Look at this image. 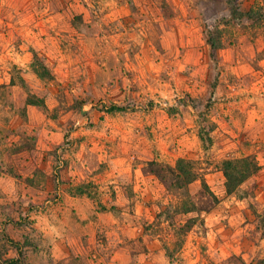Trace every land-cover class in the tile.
<instances>
[{
    "label": "rangeland",
    "instance_id": "374dc122",
    "mask_svg": "<svg viewBox=\"0 0 264 264\" xmlns=\"http://www.w3.org/2000/svg\"><path fill=\"white\" fill-rule=\"evenodd\" d=\"M229 1L0 0V164L18 170L0 172V234L17 264L62 237L79 264L108 245L139 264H264V22ZM246 155L259 170L228 194L222 164Z\"/></svg>",
    "mask_w": 264,
    "mask_h": 264
},
{
    "label": "crops",
    "instance_id": "0c3cea01",
    "mask_svg": "<svg viewBox=\"0 0 264 264\" xmlns=\"http://www.w3.org/2000/svg\"><path fill=\"white\" fill-rule=\"evenodd\" d=\"M11 156V155H8V157ZM0 161H3V158L0 159ZM6 163L3 162L0 164V172L1 171H5L3 174H7V178H11L13 179L15 182V177H12L14 176L15 174L18 175V170L17 168L10 164L9 161L7 159H5ZM2 166H5V167H2ZM2 168V169H1ZM15 175V176H17ZM21 175H23L21 173ZM24 177V175H23ZM1 178H6V177H1L0 176V183H1ZM17 178L16 177V182H17ZM19 179V178H18ZM5 195L7 196V191L5 188H1L0 187V197L3 196V199L5 198ZM9 196V195H8ZM9 198V197H7ZM17 199V198H15ZM74 203H75V206H76V210H77V213L79 216L81 217H87V213L89 214V212L91 211V202L86 199V198H74L73 199ZM4 210V209H2ZM13 210H9L7 211V215L4 217L5 215V212L4 214H1L0 215V220H1V224L2 225H6L7 222H9V219L7 218V216H11L14 214L11 213ZM87 212V213H86ZM100 217L102 216L101 214L99 215ZM67 219H69V214L66 215ZM67 225H69L68 223H66V227ZM69 228L73 231L77 230L79 232H81L80 234H90L91 231H92V228L91 226H89V224H86L85 226H80L79 228H73L71 226V224L69 225ZM13 231L14 233V236H12L14 238V240H18V235L19 233H17V239H16V229L15 228H11V226H6V229L5 231L8 232V231ZM63 234V233H61ZM122 240V239H121ZM61 241L64 242V245L60 247V243ZM65 242H68L64 237H62L61 240H59V244L57 245V247L54 248L55 244L52 246V248H48L50 249L51 253L48 254V255H44V251L42 252L41 248H39V252H37V254L35 255V257L32 259H28V262L29 264H75L77 262V264H79V259H73L72 257L76 256L77 254H81V252H84V248L83 246H80V245H73L72 244H69L67 243L65 245ZM1 244H5L6 245V250L4 252V254L2 256H0V260H5V259H8V258H14V257H18L17 256V251H13V246L9 245V244H6L4 243L3 239H2V234H0V245ZM106 251L103 252V254H100L99 258L96 260V261H91L89 258L88 259H85L84 263H81V264H139V261L137 259H135L131 254H126L125 252L126 251H122L121 250V245H119V247L117 248H114L112 245H108L106 247ZM86 253V252H85ZM85 253H84V256H85ZM68 255V259L65 258V256ZM10 256V257H9ZM76 262H75V261ZM89 260V261H88Z\"/></svg>",
    "mask_w": 264,
    "mask_h": 264
},
{
    "label": "trees",
    "instance_id": "16d2710c",
    "mask_svg": "<svg viewBox=\"0 0 264 264\" xmlns=\"http://www.w3.org/2000/svg\"><path fill=\"white\" fill-rule=\"evenodd\" d=\"M263 2L255 6H250L248 9H244L240 6V3L229 1L228 10L230 16L234 19H247L253 20L254 22H264V0ZM234 2V3H233ZM215 36L212 34V31H208L207 42L210 47L214 50L219 49L223 46L224 40L221 37L220 31H214ZM29 103H32L30 98L28 99ZM43 104V103H42ZM43 106H45L43 104ZM116 109H121L116 105H111L108 110L113 111ZM223 173L225 177V188L228 194L233 193L238 189V187L250 178L252 175L256 174L259 170V164L254 157L246 155L243 157H236L233 159H226L223 162ZM174 171L177 176L183 177L185 183H191L194 179L198 177V172L194 167V163L185 158H179L176 162V167ZM205 184V182H204ZM207 186V185H204ZM213 194V193H212ZM215 196V195H214ZM194 205L192 202H189V205L186 207V210H191ZM6 260V259H5ZM9 264H17L18 260L11 258L6 260Z\"/></svg>",
    "mask_w": 264,
    "mask_h": 264
}]
</instances>
